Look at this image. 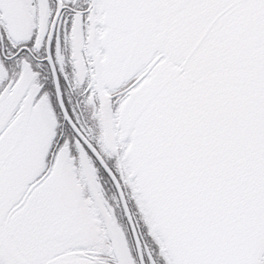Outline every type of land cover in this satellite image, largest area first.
Returning <instances> with one entry per match:
<instances>
[{
  "label": "snow or ice",
  "instance_id": "obj_1",
  "mask_svg": "<svg viewBox=\"0 0 264 264\" xmlns=\"http://www.w3.org/2000/svg\"><path fill=\"white\" fill-rule=\"evenodd\" d=\"M0 264H264V0H0Z\"/></svg>",
  "mask_w": 264,
  "mask_h": 264
}]
</instances>
